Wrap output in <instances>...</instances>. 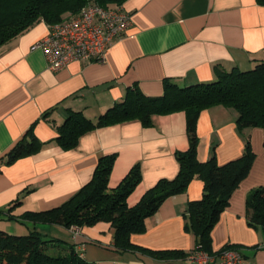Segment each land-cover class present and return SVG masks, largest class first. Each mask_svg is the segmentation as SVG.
<instances>
[{"label":"crops","instance_id":"0c3cea01","mask_svg":"<svg viewBox=\"0 0 264 264\" xmlns=\"http://www.w3.org/2000/svg\"><path fill=\"white\" fill-rule=\"evenodd\" d=\"M132 25L111 46L106 62H73L53 72L35 45L48 34V24L37 22L0 48V230L17 235L31 231L7 221V210L20 216L61 206L93 177L104 155L117 158L109 179L116 188L131 168L141 166L142 180L128 198L135 206L160 179H174L179 172L177 152L189 149L184 112L153 116L152 126L139 120L100 128L81 137L78 146L64 151L55 141L56 127L70 111L96 120L122 102L136 85L148 96H162L164 81L180 87L214 82L217 67L225 71H249L264 60V7L256 0H128ZM238 113L215 106L202 112L197 133L199 159L214 154L220 165L241 157L247 138L256 159L248 177L231 196L230 204L212 232L213 249L240 246L246 264H264V236L248 225L247 198L264 185V132L260 128L239 131ZM34 125L44 148L12 165L2 161ZM204 183L195 178L183 194L167 199L147 220V230L133 235L136 246L160 251L189 253L196 237L185 231L190 201L200 200ZM48 237L76 246L92 264H167L135 252H120L110 223L100 222L74 233L60 225L38 227ZM9 233V232H8ZM168 264H195L191 260Z\"/></svg>","mask_w":264,"mask_h":264},{"label":"trees","instance_id":"16d2710c","mask_svg":"<svg viewBox=\"0 0 264 264\" xmlns=\"http://www.w3.org/2000/svg\"><path fill=\"white\" fill-rule=\"evenodd\" d=\"M90 1L102 7H112L128 0H0V48L37 22L58 23L67 13H78ZM256 1L264 7V0ZM216 74L214 82L188 87H180L166 79L162 96H148L136 85L128 89L122 102L96 120L87 118L82 112L70 111L65 121L56 127L58 136L55 141L64 151L75 149L81 137L94 130L133 120L141 121L144 127H151L153 116L178 112L186 114L189 149L176 153L180 167L177 176L160 179L132 207L128 198L142 180L141 166H133L121 183L110 189L109 179L116 154L100 157L91 181L61 206L15 216L11 214L13 208L21 203L16 201L7 210L6 219L31 228V231L26 235H13L0 230V264H92L82 257L74 244L50 238L38 227L60 225L73 230L100 222L110 223L114 229L115 246L120 252L140 253L167 264L191 260L192 252H204L215 259L230 251L240 252L243 256L241 247L234 244L215 251L212 232L229 206L232 194L248 177L256 154L247 138L241 157L220 165L213 154L203 162L199 159L197 126L203 111L224 106L238 113L236 124L239 131L260 128L264 132V60L249 71L234 68L228 72L217 67ZM45 145L35 136L33 125L2 162L12 165L39 153ZM195 178L204 183L203 196L200 200L190 201L184 214L185 231L196 237L194 250L189 253L180 250L155 251L133 244V235L146 232L147 220L167 199L185 193ZM3 213L0 211V215ZM247 220L251 228L259 230L264 236V185L255 188L247 198ZM260 248L264 247H256Z\"/></svg>","mask_w":264,"mask_h":264},{"label":"built area","instance_id":"2783aa9c","mask_svg":"<svg viewBox=\"0 0 264 264\" xmlns=\"http://www.w3.org/2000/svg\"><path fill=\"white\" fill-rule=\"evenodd\" d=\"M132 25V14L124 5L102 7L90 1L78 13H67L63 20L48 24V34L35 48L40 49L48 68L59 72L73 62L104 63L113 43L125 36ZM79 229H73L78 233ZM195 264H246L240 252H226L219 259L204 252H192Z\"/></svg>","mask_w":264,"mask_h":264},{"label":"rangeland","instance_id":"374dc122","mask_svg":"<svg viewBox=\"0 0 264 264\" xmlns=\"http://www.w3.org/2000/svg\"><path fill=\"white\" fill-rule=\"evenodd\" d=\"M7 221H9V220H7ZM13 222H15V223H17L16 221H13ZM12 221L10 222V223H13ZM20 223H17V224H14L13 223V225H19ZM20 225H22V224H20ZM10 234H13V235H17V234H20V233H17L16 231H14V229H9V231H8ZM43 234H48V235H50V234H52V232H50L49 230H47V231H45ZM50 238H54V237H50ZM60 239V238H59Z\"/></svg>","mask_w":264,"mask_h":264}]
</instances>
